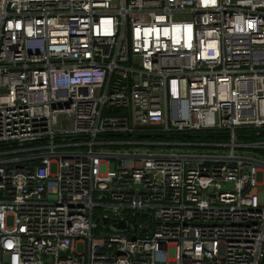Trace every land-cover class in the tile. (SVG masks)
<instances>
[{"label": "built area", "instance_id": "1", "mask_svg": "<svg viewBox=\"0 0 264 264\" xmlns=\"http://www.w3.org/2000/svg\"><path fill=\"white\" fill-rule=\"evenodd\" d=\"M263 259L264 0H0V264Z\"/></svg>", "mask_w": 264, "mask_h": 264}, {"label": "rangeland", "instance_id": "2", "mask_svg": "<svg viewBox=\"0 0 264 264\" xmlns=\"http://www.w3.org/2000/svg\"><path fill=\"white\" fill-rule=\"evenodd\" d=\"M188 17L187 16H183V15H175L173 16V20L175 21H179V20H187ZM149 140V139H148ZM143 142H149V141H143ZM134 147H107V150H111V151H115V150H131ZM137 150L140 152H145V153H172L175 148H170V147H164V146H158V147H147V146H143V145H139L136 146ZM176 149H180V148H176ZM116 164H114L113 161H110V166L106 167L105 165H103V169L106 170H113L115 168ZM55 172V167L51 166V173L53 174Z\"/></svg>", "mask_w": 264, "mask_h": 264}, {"label": "water", "instance_id": "3", "mask_svg": "<svg viewBox=\"0 0 264 264\" xmlns=\"http://www.w3.org/2000/svg\"><path fill=\"white\" fill-rule=\"evenodd\" d=\"M228 188H230V185L223 187V189H228ZM120 227H123V224H121ZM263 262H264V259L262 260L261 264H263Z\"/></svg>", "mask_w": 264, "mask_h": 264}, {"label": "trees", "instance_id": "4", "mask_svg": "<svg viewBox=\"0 0 264 264\" xmlns=\"http://www.w3.org/2000/svg\"><path fill=\"white\" fill-rule=\"evenodd\" d=\"M203 137H208V136H203ZM195 138H199V137H195ZM199 139H201V138H199Z\"/></svg>", "mask_w": 264, "mask_h": 264}]
</instances>
